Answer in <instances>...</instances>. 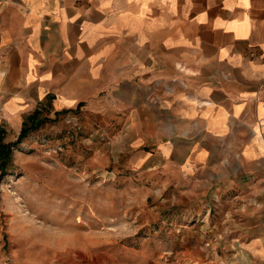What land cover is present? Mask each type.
I'll use <instances>...</instances> for the list:
<instances>
[{
	"label": "crops",
	"instance_id": "0c3cea01",
	"mask_svg": "<svg viewBox=\"0 0 264 264\" xmlns=\"http://www.w3.org/2000/svg\"><path fill=\"white\" fill-rule=\"evenodd\" d=\"M78 104L117 110L137 162L234 200L220 261L264 264V0H0L5 137Z\"/></svg>",
	"mask_w": 264,
	"mask_h": 264
},
{
	"label": "rangeland",
	"instance_id": "374dc122",
	"mask_svg": "<svg viewBox=\"0 0 264 264\" xmlns=\"http://www.w3.org/2000/svg\"><path fill=\"white\" fill-rule=\"evenodd\" d=\"M79 104L39 117L13 146L0 174V264H224L227 222L242 219L235 201L137 162L118 111Z\"/></svg>",
	"mask_w": 264,
	"mask_h": 264
},
{
	"label": "trees",
	"instance_id": "16d2710c",
	"mask_svg": "<svg viewBox=\"0 0 264 264\" xmlns=\"http://www.w3.org/2000/svg\"><path fill=\"white\" fill-rule=\"evenodd\" d=\"M39 111L36 109L28 120H24L22 127L13 141H4L3 136L5 129L0 128V174L6 173V167L11 158V152L14 144L23 141V138L29 133L31 129L37 128L42 124V119L39 118ZM48 119V118H46Z\"/></svg>",
	"mask_w": 264,
	"mask_h": 264
},
{
	"label": "built area",
	"instance_id": "2783aa9c",
	"mask_svg": "<svg viewBox=\"0 0 264 264\" xmlns=\"http://www.w3.org/2000/svg\"><path fill=\"white\" fill-rule=\"evenodd\" d=\"M2 119H3V116H2V113H1V110H0V123L2 122Z\"/></svg>",
	"mask_w": 264,
	"mask_h": 264
}]
</instances>
